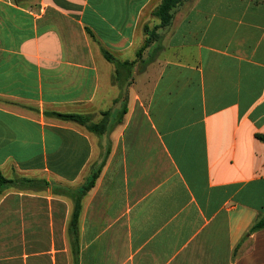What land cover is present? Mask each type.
I'll return each instance as SVG.
<instances>
[{"label": "crops", "instance_id": "1", "mask_svg": "<svg viewBox=\"0 0 264 264\" xmlns=\"http://www.w3.org/2000/svg\"><path fill=\"white\" fill-rule=\"evenodd\" d=\"M161 2L0 0V264H264V0Z\"/></svg>", "mask_w": 264, "mask_h": 264}, {"label": "trees", "instance_id": "2", "mask_svg": "<svg viewBox=\"0 0 264 264\" xmlns=\"http://www.w3.org/2000/svg\"><path fill=\"white\" fill-rule=\"evenodd\" d=\"M187 0H162L161 4L153 11V15L159 20V25L155 26L153 29L146 28L147 32V40L144 45V49L151 46L152 43L156 42L160 39L161 35L159 34V30L169 28L173 22L176 9L183 5ZM104 56L109 61H114V58L107 52L104 51ZM126 112V110L124 111ZM47 116L55 117L57 119L63 121H70L77 123L81 126H84L88 131L104 134L107 131V122L104 120L101 123H93L90 120L89 116L69 113L63 114L58 112H46ZM259 139L264 141V135H259ZM105 165V161L99 166V168L93 173L91 179L87 181V183L78 189L77 191L67 188L66 195L74 198V210L71 216V220L68 227L69 238L71 241V245L73 248V253L75 256V260L78 259L79 250L75 249L76 246L79 245V217L81 212V200L82 198L89 192V190L95 185L97 178ZM44 183V186H48L49 183L47 181H38L34 179L28 178H19L15 177L13 179H8L2 175L0 172V195L7 189L16 188L19 190L26 189H36L38 184ZM55 194H58V190L55 189ZM264 227V218L257 223L251 231H255Z\"/></svg>", "mask_w": 264, "mask_h": 264}, {"label": "rangeland", "instance_id": "3", "mask_svg": "<svg viewBox=\"0 0 264 264\" xmlns=\"http://www.w3.org/2000/svg\"><path fill=\"white\" fill-rule=\"evenodd\" d=\"M152 25H153V24H152ZM152 25H149V26H150V28H153V26H152ZM148 51H149V49H148V50H146V51H145V53H144L146 58H148V57H149V56H148V53H149ZM147 52H148V53H147ZM144 66H145V67H147V65H146V64H144V62H141V63H139V64L137 65V69H136V70L140 72V70H141V69H142ZM131 83H132V80H131ZM131 83H130V84H131ZM123 86H124V85H123Z\"/></svg>", "mask_w": 264, "mask_h": 264}]
</instances>
